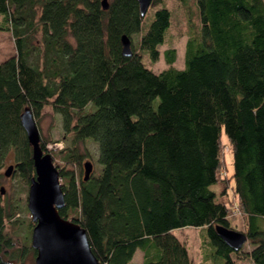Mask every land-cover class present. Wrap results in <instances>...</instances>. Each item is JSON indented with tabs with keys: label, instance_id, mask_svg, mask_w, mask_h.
<instances>
[{
	"label": "trees",
	"instance_id": "trees-1",
	"mask_svg": "<svg viewBox=\"0 0 264 264\" xmlns=\"http://www.w3.org/2000/svg\"><path fill=\"white\" fill-rule=\"evenodd\" d=\"M101 1L0 0V32L16 50L0 63V188L7 164L30 186L20 116L29 109L37 119L50 105L74 143L98 145L102 170L86 182L75 150L57 154L64 169L53 164L63 181L58 213L86 231L100 264H129L137 251L142 264H193L173 234L188 227L206 229L222 264H264V0H194L200 27L184 68L172 67L169 49L170 67L157 74L140 52L159 59L171 25L166 0L152 1L160 8L144 33L148 11L141 17L136 0H108L106 11ZM139 34L138 49L131 43L132 56H123L121 37ZM14 214L0 194V264L36 256L31 246L13 253L5 223ZM234 216L247 251L234 252L214 230L231 229Z\"/></svg>",
	"mask_w": 264,
	"mask_h": 264
},
{
	"label": "rangeland",
	"instance_id": "rangeland-1",
	"mask_svg": "<svg viewBox=\"0 0 264 264\" xmlns=\"http://www.w3.org/2000/svg\"><path fill=\"white\" fill-rule=\"evenodd\" d=\"M165 5L171 13V25L168 32L165 33L164 43L158 47L160 52L159 59L156 62H151L146 53H141L142 63L146 68L154 73H160L170 67L164 60V51L174 49L176 52V60L172 67L176 69L184 68V54L185 46L188 38L198 32L200 27L199 16L196 8L194 7V0H185V3L178 0H166ZM160 7L148 9L145 18V24L141 26V32L144 33L147 28V23L151 20L153 12ZM139 35H134L131 39L133 46L138 49ZM16 55L14 40L9 32H0V62H3ZM40 143L44 146L46 154H50L53 163L59 167L60 170L64 169V163L59 159L58 153L67 150H75L83 157L81 161L84 164L90 161L93 164V172L91 176L97 177L102 170L99 164V149L98 145L91 139L83 142H73L72 135H66L62 129V121L58 114H56L50 105L46 106L39 118L35 119ZM228 151V150H226ZM10 164H14L11 162ZM227 170L223 171V175L227 176L232 171V158L231 155H226ZM4 167L3 172L6 170ZM76 168V169H75ZM83 168V166H82ZM66 170L78 172L77 167L66 166ZM84 172V171H83ZM79 173V172H78ZM83 175V174H82ZM63 185V181L59 180ZM1 187L4 188V194L1 196L6 204L12 206L15 210L14 217L10 221H6L5 226L8 232L12 235L14 241L13 253L25 247L30 248L31 233L34 223L31 220L30 213L27 209V197L29 186H26L15 174L9 178L1 180ZM216 187L213 186L212 189ZM228 199L234 200L231 190L228 191ZM70 220V219H69ZM229 226L231 229L239 232H244V223L239 216L229 218ZM264 229V228H263ZM173 234L182 242H186L190 255L195 259V264H222L223 260L218 256H212L214 251L208 242V235L205 228H184L173 231ZM248 243L243 246V251L249 250ZM35 256L30 252L23 260V264H34ZM14 262V261H13ZM15 263V262H14ZM129 264H142V253L137 251ZM236 264H252L250 261H236Z\"/></svg>",
	"mask_w": 264,
	"mask_h": 264
},
{
	"label": "water",
	"instance_id": "water-1",
	"mask_svg": "<svg viewBox=\"0 0 264 264\" xmlns=\"http://www.w3.org/2000/svg\"><path fill=\"white\" fill-rule=\"evenodd\" d=\"M141 17H144L153 0H136ZM102 10L108 8V0L101 1ZM122 55L132 56L131 41L121 37ZM22 128L31 147L35 177L28 189L27 209L34 227L30 246L36 252L34 264H100L91 251L86 231L71 220L62 218L58 211L64 207V194L58 170L50 154L40 147V137L35 118L29 109L20 116ZM14 166L10 165L4 177H11ZM83 182L88 181L93 164H83ZM4 188H0L1 196ZM218 237L234 252L242 249L247 242L244 233L216 225Z\"/></svg>",
	"mask_w": 264,
	"mask_h": 264
},
{
	"label": "crops",
	"instance_id": "crops-1",
	"mask_svg": "<svg viewBox=\"0 0 264 264\" xmlns=\"http://www.w3.org/2000/svg\"><path fill=\"white\" fill-rule=\"evenodd\" d=\"M4 62V61H3ZM0 63H2V62H0ZM179 240V239H178ZM180 241V240H179ZM182 242V241H181ZM186 248H187V245H186ZM187 252H188V256H189V258L192 260V262H193V264H195V259H196V257H197V255H196V257H192L191 255H190V252H189V250H188V248H187ZM142 257H143V253H142ZM143 260V259H142ZM143 262V261H142ZM207 264H211V262H208Z\"/></svg>",
	"mask_w": 264,
	"mask_h": 264
}]
</instances>
